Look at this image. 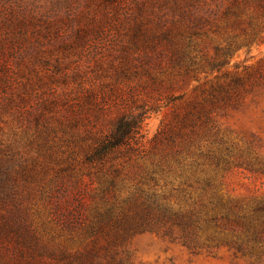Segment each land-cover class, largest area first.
I'll return each mask as SVG.
<instances>
[{
  "label": "rangeland",
  "instance_id": "374dc122",
  "mask_svg": "<svg viewBox=\"0 0 264 264\" xmlns=\"http://www.w3.org/2000/svg\"><path fill=\"white\" fill-rule=\"evenodd\" d=\"M132 1L0 60V264H264V0ZM142 112L137 146L86 162Z\"/></svg>",
  "mask_w": 264,
  "mask_h": 264
},
{
  "label": "trees",
  "instance_id": "16d2710c",
  "mask_svg": "<svg viewBox=\"0 0 264 264\" xmlns=\"http://www.w3.org/2000/svg\"><path fill=\"white\" fill-rule=\"evenodd\" d=\"M45 1L46 6L41 5L42 0H0V60L15 61L37 57L46 47H53L56 44L65 45L74 35L79 37L81 29L80 31L75 29L77 25L75 15L84 0ZM135 2L136 0L132 3L124 2L120 8L131 12ZM175 4L176 8H199V5L192 1L180 6ZM164 6L166 2H159L160 8ZM61 13L65 16L61 17ZM97 22L102 23V19L94 18L93 23L99 28ZM79 41L87 45L90 40ZM2 106L0 98V108ZM144 115L142 112L136 116L121 117L111 134L101 140L87 155L86 162L89 164L102 162L122 148L132 149L137 146L143 129ZM13 221L7 220L3 228L7 232L12 228L21 231L24 225L22 220L16 218ZM137 228L142 229L145 226L141 224ZM112 260L115 261V257H112Z\"/></svg>",
  "mask_w": 264,
  "mask_h": 264
}]
</instances>
